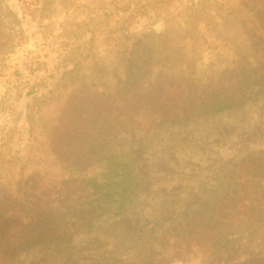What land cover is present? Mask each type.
Here are the masks:
<instances>
[{
  "label": "rangeland",
  "instance_id": "obj_1",
  "mask_svg": "<svg viewBox=\"0 0 264 264\" xmlns=\"http://www.w3.org/2000/svg\"><path fill=\"white\" fill-rule=\"evenodd\" d=\"M197 1L202 0H0L17 16L25 36L12 54L0 56V199L5 208L19 202L16 210L33 208L26 204L25 190L35 174L41 182L43 169L35 165L40 159L27 153L26 93L57 67L63 72L66 54L88 57L73 78V89L81 94L115 92L127 79L124 60L133 54L152 82L139 85L141 93L151 90L162 73L187 72L199 98H210L235 59L232 45L242 39L234 37L231 21L220 19V5L237 15L236 8L251 10L259 0H207L204 8L193 6ZM250 16L256 24L255 13ZM4 20L7 29H18L10 15ZM257 34L251 33L254 42ZM202 81L207 82L204 93ZM178 84L166 86L167 93L177 94ZM134 123L143 139L128 146V154L145 182L131 210L97 228L90 240L35 247L22 252L17 264H108L155 232L199 219L207 204L225 200L235 189L245 198L230 209L236 215L233 227L254 230L252 236L232 250L215 252L210 244L202 245L196 226L176 254L165 255L159 264H264V94L180 126H160L161 119L148 109L139 111ZM40 134L41 129V141ZM24 214L18 222L28 226L33 216L25 209Z\"/></svg>",
  "mask_w": 264,
  "mask_h": 264
},
{
  "label": "trees",
  "instance_id": "obj_2",
  "mask_svg": "<svg viewBox=\"0 0 264 264\" xmlns=\"http://www.w3.org/2000/svg\"><path fill=\"white\" fill-rule=\"evenodd\" d=\"M206 2L197 1L193 6L204 8ZM220 6V19L231 21L236 27L234 37L242 39L232 45L235 59L224 70V82L209 93V99L199 98L187 72L178 76L162 73L151 90L141 93L138 86L147 82L152 86V82L133 54L124 60L127 79L115 92L94 89L81 94L73 89L74 76L88 60L82 54H66L60 62L63 72L57 67L48 78L28 89L30 100L24 114V128L30 133L27 153L33 160L40 159L35 165L41 164L43 170L41 182L35 174L25 190L26 204L31 203L32 210H16L15 205L22 202L5 208L0 199V264H17L22 252L35 247L70 246L90 240L97 228L131 210L145 182L127 148L143 139L134 123L142 109L157 115L160 126L175 127L241 107L264 94V0L255 2L251 10L241 5L239 11L235 9L237 15L228 13L226 4ZM250 11L255 13L256 24H252V16L246 17ZM9 15L18 29L6 28L4 17ZM257 32L254 42L251 33ZM24 39L17 16L0 4V56L12 54ZM172 79L179 81L181 90L170 95L166 86H171ZM199 89L204 93L207 82L202 81ZM50 107L54 113L49 112ZM40 129L41 141L37 135ZM244 198L235 189L225 200L207 204L199 219L155 232L108 264H159L165 255L176 254L177 246L194 234L196 226L202 245L210 244L215 252L232 250L254 233L233 227L236 215L230 209ZM24 209L33 216L28 226L18 222L25 215Z\"/></svg>",
  "mask_w": 264,
  "mask_h": 264
}]
</instances>
